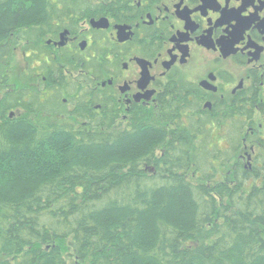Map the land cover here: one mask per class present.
<instances>
[{"label":"trees","instance_id":"1","mask_svg":"<svg viewBox=\"0 0 264 264\" xmlns=\"http://www.w3.org/2000/svg\"><path fill=\"white\" fill-rule=\"evenodd\" d=\"M130 2L0 0V264H264L263 106L257 137L235 119L252 107L221 138L176 94L124 122L90 79L111 70L102 33L88 63L41 57L58 31L126 19Z\"/></svg>","mask_w":264,"mask_h":264},{"label":"flooded vegetation","instance_id":"2","mask_svg":"<svg viewBox=\"0 0 264 264\" xmlns=\"http://www.w3.org/2000/svg\"><path fill=\"white\" fill-rule=\"evenodd\" d=\"M130 1L126 19L104 15L79 21L76 31L64 28L47 40V53L41 57L50 55L57 61L67 52L73 60L82 58L88 63L97 57L91 48L95 35L102 33L113 47L108 54L111 70L107 77L102 72L101 78L92 75L90 79L98 87V96L107 94L116 102L122 121H127L133 107H157L162 98L176 94L179 99L187 97L183 102L193 108L184 118L201 115L213 125L220 122L223 130L214 133L221 138H226L225 128L231 126L233 108L252 107V112L247 109L253 119H235L246 123L244 136H259L260 108L264 107V0ZM103 18L110 23L108 29L91 26L92 20ZM83 42H87L85 48ZM19 48L24 57L29 54L24 43L15 54ZM69 74L59 71L52 78L56 83L61 76L67 81ZM244 154L251 160L249 152Z\"/></svg>","mask_w":264,"mask_h":264},{"label":"rangeland","instance_id":"3","mask_svg":"<svg viewBox=\"0 0 264 264\" xmlns=\"http://www.w3.org/2000/svg\"><path fill=\"white\" fill-rule=\"evenodd\" d=\"M26 66H27V64H26L24 54L22 52V49L19 48L15 54V70H14V72L16 74H20L26 68ZM246 162L251 163V160L248 161V157H247ZM70 261L73 262L72 260H70Z\"/></svg>","mask_w":264,"mask_h":264},{"label":"water","instance_id":"4","mask_svg":"<svg viewBox=\"0 0 264 264\" xmlns=\"http://www.w3.org/2000/svg\"><path fill=\"white\" fill-rule=\"evenodd\" d=\"M91 26H92L93 28H96V29H108V28L110 27V23H109L108 19L103 18V19H100V20H98V21H96V20H92V21H91ZM119 29L122 30V31H124V30L127 29V28H126V27H119ZM67 33H68V32L66 31V32L63 34V38H64V36L67 35ZM60 44H61V45H64V41H62ZM86 46H87V42H83V43H82V48H85ZM139 62L142 63L143 61L139 60Z\"/></svg>","mask_w":264,"mask_h":264}]
</instances>
